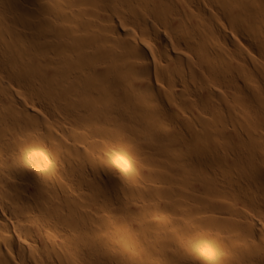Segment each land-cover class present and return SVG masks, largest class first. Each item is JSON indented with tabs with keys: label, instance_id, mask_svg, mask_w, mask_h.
I'll use <instances>...</instances> for the list:
<instances>
[{
	"label": "bare ground",
	"instance_id": "bare-ground-1",
	"mask_svg": "<svg viewBox=\"0 0 264 264\" xmlns=\"http://www.w3.org/2000/svg\"><path fill=\"white\" fill-rule=\"evenodd\" d=\"M0 264H264V0H0Z\"/></svg>",
	"mask_w": 264,
	"mask_h": 264
},
{
	"label": "rangeland",
	"instance_id": "rangeland-1",
	"mask_svg": "<svg viewBox=\"0 0 264 264\" xmlns=\"http://www.w3.org/2000/svg\"><path fill=\"white\" fill-rule=\"evenodd\" d=\"M173 57H174V54L172 55ZM176 57V56H175ZM176 63H177V66H179L178 68H179V70H181L182 71V69L185 67L186 68V66H187V63L186 62H182L181 60H178V58H177V60H176ZM180 63V64H179ZM176 84L178 85V86H181V84H182V80L181 79H179V77H177V79H176ZM164 86H166V82L165 81H162L161 82V84H160V87H164ZM185 107V104L184 103H182L181 105H180V107ZM181 107V108H182ZM182 110H184V109H182ZM126 123V125H128V123L129 122H125ZM238 133L240 134V135H242L243 134V132H242V129H238ZM161 159H163V158H161ZM164 160V159H163ZM165 161V160H164ZM115 163H116V161H114ZM193 165L192 166H194V163L197 165V163L194 161H192L191 162ZM195 165V166H196ZM104 172H103V170H100V174L102 175V177L104 176L105 177V175L103 174ZM238 190V189H237ZM240 191V190H239ZM140 192V191H139ZM138 192V193H139ZM241 193V196H242V192H240ZM142 195V194H141ZM242 198H244L243 196H242ZM235 201H238V200H235ZM242 201H245V199H241V202ZM209 215H214V212H210L209 213Z\"/></svg>",
	"mask_w": 264,
	"mask_h": 264
}]
</instances>
